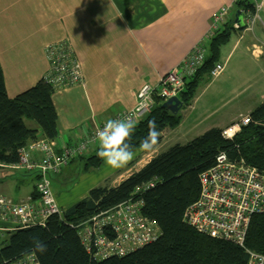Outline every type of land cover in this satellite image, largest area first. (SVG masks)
Segmentation results:
<instances>
[{
  "label": "crops",
  "instance_id": "1",
  "mask_svg": "<svg viewBox=\"0 0 264 264\" xmlns=\"http://www.w3.org/2000/svg\"><path fill=\"white\" fill-rule=\"evenodd\" d=\"M229 5L228 21L236 10L233 0H0V63L7 93L14 97L35 85L48 69L46 45L69 41L81 61L83 83L55 89L52 95L58 136L49 140L60 151L133 107L138 89L158 83L177 66L208 34L219 9ZM235 28L227 41L234 33V46L225 57L227 42L223 44L217 60L226 68L205 83L185 112L181 109L177 128L184 127L187 135L196 137L212 127L225 130L264 103V91L254 98L264 90V26L256 22L252 29ZM210 38L205 40L208 55ZM239 47L238 58L227 67ZM247 90L248 96L239 99ZM173 130L163 131L155 151H134L133 160L121 169L103 161L97 168L86 166L84 157L97 154L98 144L73 159L51 176L62 211L86 198L92 188L115 187L140 170L161 152ZM39 156L38 151L31 153L32 159ZM0 195L14 202L37 201L35 173L0 164ZM15 228L12 220L0 218L2 233Z\"/></svg>",
  "mask_w": 264,
  "mask_h": 264
},
{
  "label": "trees",
  "instance_id": "2",
  "mask_svg": "<svg viewBox=\"0 0 264 264\" xmlns=\"http://www.w3.org/2000/svg\"><path fill=\"white\" fill-rule=\"evenodd\" d=\"M234 6L243 13L253 10L250 0L237 1ZM233 22L234 17L210 38V51L205 62L185 80L180 94L181 109L191 104L201 84L211 80L220 47L236 30ZM54 91V87L42 78L10 97L0 63V164L18 163L20 150L41 137L39 131L49 139L58 136V114L52 99ZM162 103V99L157 98L152 111L136 124L128 141L132 151L139 149L141 140L147 136L149 121H155L160 132L158 144L165 129L180 124L181 109L171 112ZM250 117L252 121L242 126L231 139L223 135V129L212 127L187 143L172 145L119 185L92 188L86 198L62 213L50 214L43 224L16 227L3 233L0 230V264L28 254H34L39 264H247L248 250L264 254V213L251 218L245 242L240 245L197 231L187 223L185 212L199 196L200 173L214 164L219 152L225 151L233 159L243 157L249 164L264 170V103L255 108ZM84 160L88 168L102 164L97 154L84 157ZM32 172L36 181L37 172ZM55 174L58 173H49L50 180ZM151 181L153 185L144 189ZM39 197L38 193L34 195V199ZM132 197L143 199L142 212L157 223L160 236L129 253L96 259L82 243L79 225ZM107 232L110 237H115L110 229ZM37 240L46 245L43 253L36 250L34 241Z\"/></svg>",
  "mask_w": 264,
  "mask_h": 264
},
{
  "label": "built area",
  "instance_id": "3",
  "mask_svg": "<svg viewBox=\"0 0 264 264\" xmlns=\"http://www.w3.org/2000/svg\"><path fill=\"white\" fill-rule=\"evenodd\" d=\"M237 1L244 0H233V3ZM250 1L253 3V10L243 13L245 28L252 29L256 22H261L264 26V0ZM232 6L221 7L214 16L208 34L192 47L186 57L161 76L158 83H144L136 92L135 105L118 112L113 119L130 115L137 124L152 111L157 98L164 102L173 96L180 97L185 80L193 76L205 62V40L227 23ZM45 54L48 69L42 78L54 89L83 83L81 61L67 39L46 45ZM224 68L223 63H216L211 70V77H218ZM251 121L250 115L244 116L238 123L223 130V135L233 138L241 126ZM104 124L97 125L86 137L77 143L65 145L60 151L44 136L23 147L19 162L11 165L17 169L37 172L35 189L40 197L37 201L14 202L0 195V218L12 220L16 227H26L36 223L43 224L50 214L62 213L53 193L49 173H59L84 151L95 147L98 144L96 131ZM34 151L40 153L38 159L31 158ZM152 185V181L148 182L144 189ZM200 185L197 200L185 212L187 223L201 233L243 245L251 218L264 213V170L249 164L243 157L233 159L225 151H221L214 164L200 173ZM143 205V199L132 197L112 209L94 215L79 225L82 243L93 252L96 259H101L129 253L154 241L161 231L153 219L143 214ZM107 229L115 233L114 238L109 236ZM248 253L247 264H264L263 253L250 250ZM4 264L39 263L34 254H28Z\"/></svg>",
  "mask_w": 264,
  "mask_h": 264
},
{
  "label": "clouds",
  "instance_id": "4",
  "mask_svg": "<svg viewBox=\"0 0 264 264\" xmlns=\"http://www.w3.org/2000/svg\"><path fill=\"white\" fill-rule=\"evenodd\" d=\"M136 128V121L132 116H125L121 119H110L102 128L96 131L98 141L97 156L105 165L113 170L125 167L135 156L132 146L128 143L131 140ZM160 137L155 121H149L148 134L140 144L139 150L153 152L156 150ZM36 250L43 253L46 245L39 240L34 241Z\"/></svg>",
  "mask_w": 264,
  "mask_h": 264
},
{
  "label": "rangeland",
  "instance_id": "5",
  "mask_svg": "<svg viewBox=\"0 0 264 264\" xmlns=\"http://www.w3.org/2000/svg\"><path fill=\"white\" fill-rule=\"evenodd\" d=\"M263 16H264V15H263ZM236 40H237V36H235V34L233 33L232 36H231V39L229 40V42H227V44H226V46H225V48H224V50H226V51H224V53H225V57L228 55V53L230 52V50H231L232 47L234 46ZM240 44H241V47H243V42H240ZM241 47H239L238 49H235V50L232 52V54H231V56H232V60L230 61L229 66L227 65V67H230V65H231L232 62H233V59L238 58V53H239ZM224 61H225V59H223V62H224ZM225 68H226V67H225ZM211 79H214V78H211ZM211 81H212V80H211ZM211 81H210V82H211ZM204 86H206V84H201V85L197 88L196 96H197V95H198V94L204 89ZM253 89H254V88H253ZM253 89H252V90H253ZM263 91H264V90L255 93V94H254V98H255V97L259 98V96L262 94ZM208 93H211V91L208 92ZM248 94H249V90L244 91V92L242 93V95L240 96L239 99L244 98V97H247ZM252 101H253V103L256 102V100H252ZM236 102H237V101H235V103H236ZM185 109H187V107H186ZM183 111L185 112L184 109H183ZM241 127H242V126H241ZM241 127H240V129H241ZM175 129H177V130H173L172 132H170L169 136H167L166 139H164V141H163L164 144H163V146L161 147V151H164V150L168 149L169 147H171L172 145H174V144H176V143H182V144H183V143H187L189 140H191V139L194 137V135H187L186 133H184V130H185L184 127H183V128H180V129H178V128L176 127ZM170 131H171V130H170ZM165 135H167L166 132H165ZM230 139H231V138H230ZM52 188H53V190H54L53 181H52ZM55 191H56V189H55Z\"/></svg>",
  "mask_w": 264,
  "mask_h": 264
},
{
  "label": "water",
  "instance_id": "6",
  "mask_svg": "<svg viewBox=\"0 0 264 264\" xmlns=\"http://www.w3.org/2000/svg\"><path fill=\"white\" fill-rule=\"evenodd\" d=\"M234 23L237 25V28L244 29L246 27L244 15L242 10L237 9L234 12ZM183 103L180 99V97L173 96L170 97L168 100L164 101L162 103V106L164 108L169 109L171 112H178L180 111Z\"/></svg>",
  "mask_w": 264,
  "mask_h": 264
},
{
  "label": "bare ground",
  "instance_id": "7",
  "mask_svg": "<svg viewBox=\"0 0 264 264\" xmlns=\"http://www.w3.org/2000/svg\"><path fill=\"white\" fill-rule=\"evenodd\" d=\"M232 131V130H231Z\"/></svg>",
  "mask_w": 264,
  "mask_h": 264
}]
</instances>
